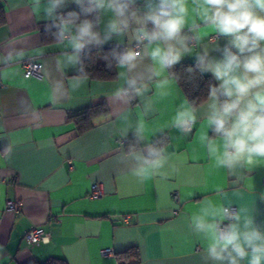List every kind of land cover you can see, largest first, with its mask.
Here are the masks:
<instances>
[{"label":"crops","instance_id":"1","mask_svg":"<svg viewBox=\"0 0 264 264\" xmlns=\"http://www.w3.org/2000/svg\"><path fill=\"white\" fill-rule=\"evenodd\" d=\"M144 2L137 0V6L143 8ZM0 7L6 19L0 27V52L8 46L24 52L0 74V264L42 263L50 258L68 264H203L207 242L191 232L189 217L218 186L224 189L225 204L248 209L254 224L264 231V161L241 169L244 179L233 183L237 177L214 168L199 146L198 121L188 136L165 130L166 150L176 171L168 169L165 178L140 182L130 171L132 161L123 159L127 142L134 138L132 132L126 139L122 135L127 124L120 118L123 107L108 102L118 82L89 79L72 91L68 82L78 71L58 64L70 48L45 39L43 28L50 21L30 7V0H0ZM77 10L79 6L69 2L60 12ZM110 17V13L103 16L99 30ZM215 36L222 49L227 38L210 34L178 64L195 61L196 52ZM118 44L128 46L127 37L91 50ZM210 55L222 58L219 51ZM28 60L41 65L40 76H25L23 64ZM59 81H64L62 88ZM175 89L171 97H153L156 112L146 118L148 139L186 98L178 83ZM137 103L139 99L130 106L132 124L139 115ZM98 106L107 107L108 116L97 117L95 128L79 135L69 116ZM94 184L103 187L99 199L91 197ZM173 192H178V199ZM9 201L21 203L22 209L8 212ZM33 227L44 228L48 238L41 246L27 247L25 237ZM105 249L115 255L103 257ZM131 249L138 252L137 261L121 260L120 255Z\"/></svg>","mask_w":264,"mask_h":264},{"label":"clouds","instance_id":"2","mask_svg":"<svg viewBox=\"0 0 264 264\" xmlns=\"http://www.w3.org/2000/svg\"><path fill=\"white\" fill-rule=\"evenodd\" d=\"M69 2L80 11L61 14ZM30 7L50 21L46 31L55 44L70 48L58 64L77 68L78 75L68 82L72 91L89 80L84 57L92 48L127 37L128 46L121 49L118 44L103 58L109 69L119 70L108 102L123 107L120 118L127 124L122 135L126 139L132 132L134 137L123 159L132 161L130 171L140 182L165 178L168 169L176 171L166 150L165 130L176 129L188 136L198 121L199 146L214 168L237 177L233 183L244 179L241 169L264 161V0H145L143 8L137 0H30ZM109 13L110 19L99 30ZM213 33L226 37L227 44L221 49L216 38L208 39L196 52L195 69L210 72L218 86L210 85L206 99L199 103L185 98L148 139L146 118L156 112L153 97L176 94L179 76L171 70ZM211 51L221 52L222 58L212 57ZM23 56L12 46L0 52V74ZM58 83L64 86V81ZM137 99L139 115L132 124L130 106ZM223 196L224 189L218 186L189 217L191 232L207 242L201 254L203 264H242L245 259L248 264H264V231L254 224L248 209L231 208Z\"/></svg>","mask_w":264,"mask_h":264},{"label":"trees","instance_id":"3","mask_svg":"<svg viewBox=\"0 0 264 264\" xmlns=\"http://www.w3.org/2000/svg\"><path fill=\"white\" fill-rule=\"evenodd\" d=\"M77 10L76 12H79ZM61 14H66L67 12H60ZM83 18V17H82ZM91 18V17H89ZM6 22L5 13L2 7H0V27ZM43 33L45 34V39L48 41H53V37L49 32L46 31V27L43 28ZM113 48H105L98 50H91L87 56L84 57V63L86 71L89 74V79L93 81L100 82H111L115 81L118 74L117 68L113 66L109 69L106 65L107 62L104 60V56L108 54ZM122 49V48H121ZM196 61V60H195ZM195 61L183 62L174 66L171 70L179 76L178 84L181 87L186 98L190 102L199 103L201 100L206 99L209 92V86H218L211 76L205 72L200 73L198 69H195ZM192 67L195 70L192 73L186 71L187 68ZM78 75V72L75 74ZM135 103V101H133ZM100 116H108V109L105 106L90 107L86 110L72 113L69 116V121L74 123L77 127L79 135H83L95 128V119ZM213 135V133H211ZM133 140V139H132ZM129 140L128 142L132 141ZM167 141V139H166ZM127 142V144H128ZM126 144V148H127ZM121 260L123 258L133 259L137 261L138 252L131 249L120 255ZM127 261V260H126ZM32 264H68L66 261L50 258L45 262H34ZM123 264H130V262H125Z\"/></svg>","mask_w":264,"mask_h":264},{"label":"built area","instance_id":"4","mask_svg":"<svg viewBox=\"0 0 264 264\" xmlns=\"http://www.w3.org/2000/svg\"><path fill=\"white\" fill-rule=\"evenodd\" d=\"M216 38V36L214 37ZM25 76L27 78L40 76L41 75V65L34 62L33 60H28L23 64ZM104 195V190L101 185L94 184L91 191V197L94 199H99ZM173 198L178 199V192H173ZM236 210L235 207H231ZM8 212H18L22 209V204L15 201H9L7 204ZM176 214V212H175ZM225 224L228 221L224 222ZM48 238V233L44 228L33 227L29 230L25 237V243L27 247H38L41 246ZM101 255L105 258H110L115 255V252L111 249H105L101 251Z\"/></svg>","mask_w":264,"mask_h":264}]
</instances>
